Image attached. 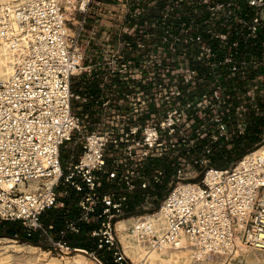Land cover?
<instances>
[{"label":"built area","instance_id":"obj_1","mask_svg":"<svg viewBox=\"0 0 264 264\" xmlns=\"http://www.w3.org/2000/svg\"><path fill=\"white\" fill-rule=\"evenodd\" d=\"M165 1L167 18L160 17L158 24L176 31L170 38L179 41L186 31L183 37L197 46V54L187 45L178 50L177 66L168 70L169 79L158 87L171 95L182 94L177 78L187 75L186 102L171 108L160 126L134 125L122 135L101 130L84 135L82 155L66 168L63 147L77 133L83 134L84 126L74 100L85 102L93 113L110 104L103 85L107 79L87 61L91 41L81 42L92 9L102 2L34 0L18 9L25 33L34 40L29 51L17 56L11 79L0 81V220L23 223L29 238L44 239L55 250L87 253L100 264H136L120 240L118 222L130 214L138 194H142L140 207L152 205L158 187L173 173L178 182L161 207L166 226L158 230L141 215L131 217L137 221L128 232L150 252L175 248L185 237L196 253L206 257L233 256L241 240L261 252L264 264V153L254 152L264 144L244 154L233 167L220 168L215 159L221 156L220 145L232 144L235 136H243L262 121L256 116L264 110V0H190L204 11L205 19L198 22H193L194 15L177 21L187 0ZM69 5L84 16L75 36L68 33ZM105 66L102 72L110 74L111 67ZM206 71L209 83L198 77ZM79 72L86 73L81 81L85 77L97 82L98 93L80 90V85L74 89ZM118 72L123 76L124 67ZM245 92L247 101L235 105L232 94ZM184 108L194 113L203 108L211 115L215 133L192 129ZM250 109L254 120L248 118ZM113 148L122 150L130 167L110 165L108 152ZM158 159L164 165L155 168ZM198 169L202 179L191 181L190 174ZM103 179L122 188L104 193ZM61 184L74 190L80 201L77 213L54 235L55 226L45 225L44 215L58 206L65 208ZM78 239H85L84 244L95 240L94 249L77 246Z\"/></svg>","mask_w":264,"mask_h":264},{"label":"rangeland","instance_id":"obj_2","mask_svg":"<svg viewBox=\"0 0 264 264\" xmlns=\"http://www.w3.org/2000/svg\"><path fill=\"white\" fill-rule=\"evenodd\" d=\"M188 1L190 0H187V2L183 4V8L177 13V16H179L177 17V21H188L190 20L189 16L193 15V22L202 21L201 19H203V17L205 19L202 8L200 10L198 5H192V3ZM101 2L100 5H96L92 9L88 17V24L85 25V31L81 38V42L83 41V43L87 44L88 41H91L87 50L89 58L87 61L91 65L96 64L98 73H100V75L102 74L101 78L103 76L107 79V84L104 83L103 85H105V98L110 100V104L103 107L99 112L93 113L91 110L92 108L90 109V106L84 104L85 102L74 100V109L84 120L83 134L77 133L73 141L67 143L63 147L62 162L65 166L64 168L73 165L82 155L84 150V135L97 130L122 135L128 127L134 125L145 127L148 124H158V126H160L164 116L166 113L170 112L171 108L182 106V104L186 102L184 98L189 87L187 86V83H185V80L187 79L184 77L187 78V75L177 78L179 87L181 88V85L183 86L182 94L175 93V95H171L168 89L167 91H164V88H159L158 86L161 85L165 78L169 79L171 75L170 69H174L177 66L178 60L175 59V57L178 50L184 49L187 45L188 48L190 47L189 49L193 55L197 54V46L187 44L189 43L187 38L183 37L186 34V31L181 29L183 36L180 37L181 40L179 41L176 38H170L172 33L176 31H172L171 27L166 28L165 25L162 27L161 24H158L160 17L163 16L167 18L169 2H166L165 0H101ZM73 18H75L78 23L70 21V26L78 32L84 16L81 13L76 12L73 14ZM174 21H176V19ZM167 33L169 34L167 35ZM174 45L177 50H173ZM182 61L187 63L185 60ZM108 63H111V65ZM105 65L111 67L109 70L111 72L110 74H104L105 72H102L105 70ZM122 66L125 69V73H123L124 75L115 74L119 73L118 71L119 69H122ZM205 66L207 65L203 63L202 68H205ZM114 70H116V72H113ZM86 73L90 74L91 72L89 71ZM86 73L79 72L74 77L75 83L80 85L79 89H84V91L86 89V80L81 81L80 78ZM110 75L112 76L109 78L108 76ZM198 75V77H201V82H210L207 77V71L204 72L203 76H200V74ZM104 78L100 79V83H103ZM247 85H249V83L246 84V86ZM196 92L199 93L198 90ZM248 95V92L234 93L231 97L233 103L240 106L247 101L244 97H248ZM184 111H186L185 119L187 121H193H190L192 129H211V131L215 133L216 126L210 118L211 115L208 116L203 108L198 109L196 113L193 111H187L185 108ZM247 114L250 120L255 119V113L251 109L247 110ZM236 116L238 117V115ZM256 117L257 120L261 118V122L264 123V110H262L260 116ZM209 120L210 124H208ZM231 127L236 128L237 126L233 124ZM261 143L264 144V133H256L250 129V131L245 132L241 137L235 136V140L232 144L228 146L227 144H223V146L220 145L221 156H216V164L220 168L233 167L244 154L253 151ZM108 153L111 159L110 165L119 166L121 168L122 165H124V167H126V165H128L127 167L131 166V163L124 160L120 148H113ZM187 161H190V157L187 158ZM199 170L201 171V169H198L190 174V177H193V180L191 179V181L197 182L202 179L203 174ZM135 172V170H130V174L136 175ZM177 182L178 180L173 176V173L169 174L166 184L157 189L159 192L157 193L158 198L154 200L152 205H148L146 208L139 206L138 203L142 201V194H138L136 197L137 199H134V203L132 202V211L124 219L155 214L159 212V210L161 211L166 195L176 186ZM117 187L122 188L114 182L108 181V179H103L101 190L102 192L107 193L116 190ZM59 191L62 192V200L64 197L70 195L68 187L65 184H61ZM60 208L61 206H58L55 210H60ZM3 223L16 225L17 228H20L22 233L18 232L15 238L4 237L2 236L0 228V238H9L11 240L10 242L0 241V251L4 250L3 246L18 242L23 245H34L44 251L51 252V256L57 260L54 264H74V259L67 261L64 257H73L75 254H80V258L84 260L83 264H100L97 259L91 257L87 253H68L62 250H55L49 242L44 239L39 237L33 239L29 238L27 236V229L21 222L0 220V227ZM44 223L47 225L45 220ZM93 223L95 224L98 222ZM94 224H92V226H94ZM58 230L59 228H55L53 234L57 235ZM23 233L24 237L36 241V244L22 240L23 238L21 235ZM129 233L131 234V232H128V234ZM118 234L125 247V242L119 230ZM17 236H19V238ZM78 240L76 241L77 246ZM93 241V246L95 247L96 241ZM249 249L250 254L248 256L228 257L211 255L205 258L196 257L193 251L186 254L172 250L167 257L164 256V259L167 262L164 260L165 263L161 262L160 264H262L261 252L251 246H249ZM125 251L127 255L134 260L126 248ZM11 254L13 255L12 264H40L38 258L28 249L19 251L12 250ZM185 254L187 256H185ZM169 260L170 262H168ZM134 262L139 264L136 260H134ZM142 263L144 262L141 261L140 264Z\"/></svg>","mask_w":264,"mask_h":264},{"label":"bare ground","instance_id":"obj_3","mask_svg":"<svg viewBox=\"0 0 264 264\" xmlns=\"http://www.w3.org/2000/svg\"><path fill=\"white\" fill-rule=\"evenodd\" d=\"M33 1L34 0H0V81H3L4 83L10 80L14 74L15 63L18 58L17 56H19L20 53L29 51V48L32 45V40H34L31 34L25 33V29L22 23H20L21 12L19 16L18 10L20 7L27 6L28 3H32ZM68 2L69 4H75L76 0H68ZM68 8L70 12L68 11L67 18L70 21L78 23V21L73 18L74 8L70 5ZM68 33L73 36L77 35L76 30L73 28L70 29ZM254 152L257 154H263L264 146ZM145 217L148 218L152 222L153 227L155 226L158 230H162L166 226V220L160 210L155 214H148ZM136 221L137 220L134 218L120 220L118 222V230L125 242V248L134 260L139 262V264L141 261L144 262L142 264H160L161 262H164V256L167 257L172 250L180 251L186 254L193 251L194 255L198 258L206 257L203 254L196 253V250L191 247L190 242L185 237H182L181 244L175 248L167 246L161 250H152L151 252L148 251V248L141 241L132 236L130 233L128 234L129 227L132 223H136ZM0 241L10 242L11 240L9 238H0ZM3 249V251H0V264H12V250L19 251L25 249H28L35 257H37L40 264H54L57 261L56 258L51 256V252L44 251L41 248L30 244L23 245L18 242H13V244L3 246ZM186 254L185 256H187ZM249 254V246H246V244H244L241 240H238L237 250L234 252L233 256L241 257L248 256ZM80 257V254H75L73 257L65 256L64 258L67 261L74 259V264H83L84 260ZM165 262L167 261L165 260ZM168 262H170V260Z\"/></svg>","mask_w":264,"mask_h":264},{"label":"trees","instance_id":"obj_4","mask_svg":"<svg viewBox=\"0 0 264 264\" xmlns=\"http://www.w3.org/2000/svg\"><path fill=\"white\" fill-rule=\"evenodd\" d=\"M87 81L85 84L86 88L92 91L93 93H98L99 86L97 85V82L96 81L87 82ZM77 87H79L78 84L74 86V89ZM252 130L256 133L263 134L264 133V123H262L261 120H259L256 124L253 125ZM154 165H155V168H160L164 165V161L161 159L155 160ZM69 191H70L69 193L70 195H68L67 197H64L62 200L65 203V208H62L60 210L52 209L44 215V220L47 225H54L55 228L60 229L63 226L67 218H72L77 213L80 196L77 195V193L74 190H69ZM0 228H1L2 236L4 237L15 238L18 232L22 233L20 228H17L16 225H12L10 223H3V225H1ZM21 236L23 238L22 240L30 241L32 244H36V241L27 239L26 237H24V233ZM84 242H85V239H79L78 246H81L83 248H91V249L94 248L93 239H91L87 244H84Z\"/></svg>","mask_w":264,"mask_h":264}]
</instances>
